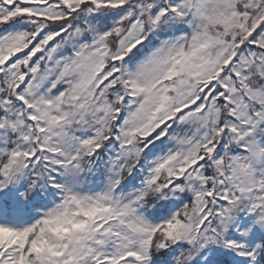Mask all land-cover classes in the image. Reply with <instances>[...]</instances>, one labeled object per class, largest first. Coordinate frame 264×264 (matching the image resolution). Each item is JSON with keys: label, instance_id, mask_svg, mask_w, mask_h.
I'll return each mask as SVG.
<instances>
[{"label": "snow or ice", "instance_id": "6c2138e0", "mask_svg": "<svg viewBox=\"0 0 264 264\" xmlns=\"http://www.w3.org/2000/svg\"><path fill=\"white\" fill-rule=\"evenodd\" d=\"M0 264H264V0H0Z\"/></svg>", "mask_w": 264, "mask_h": 264}]
</instances>
